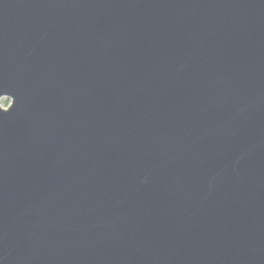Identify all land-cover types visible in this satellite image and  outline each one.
<instances>
[{"label": "water", "instance_id": "water-1", "mask_svg": "<svg viewBox=\"0 0 264 264\" xmlns=\"http://www.w3.org/2000/svg\"><path fill=\"white\" fill-rule=\"evenodd\" d=\"M0 264H264V0H0Z\"/></svg>", "mask_w": 264, "mask_h": 264}, {"label": "rangeland", "instance_id": "rangeland-1", "mask_svg": "<svg viewBox=\"0 0 264 264\" xmlns=\"http://www.w3.org/2000/svg\"><path fill=\"white\" fill-rule=\"evenodd\" d=\"M1 104H2L3 106H7V104H8V99H6V98L2 99V100H1Z\"/></svg>", "mask_w": 264, "mask_h": 264}]
</instances>
